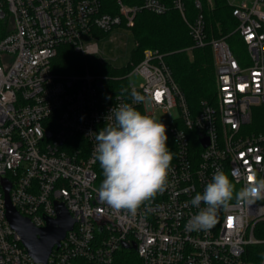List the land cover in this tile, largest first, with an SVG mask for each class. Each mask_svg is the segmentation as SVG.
I'll list each match as a JSON object with an SVG mask.
<instances>
[{"label":"built area","instance_id":"2783aa9c","mask_svg":"<svg viewBox=\"0 0 264 264\" xmlns=\"http://www.w3.org/2000/svg\"><path fill=\"white\" fill-rule=\"evenodd\" d=\"M226 2L235 25L209 39L201 0L193 3L194 16L188 0H117L116 14L105 12L102 0H0V264H37L7 220L4 179L12 205L34 227L57 218L56 203L75 220L46 264H118L122 251H135L142 264H264V200L247 205L233 199L209 231L185 227L199 211L191 200L217 168L237 190L253 171L264 178V127L255 128L252 119V110L264 106V0ZM170 10L188 27L191 49L211 48L215 101L192 114L165 55L144 51L128 74L143 78L135 89L145 99L133 106L171 118L173 160L163 192L134 216L116 213L98 198L103 175L90 132L105 125L114 106L133 103L134 86L108 103L103 76L58 77L51 63L61 45L96 55L97 43L87 41L97 34L133 26L142 11Z\"/></svg>","mask_w":264,"mask_h":264},{"label":"clouds","instance_id":"9594fccd","mask_svg":"<svg viewBox=\"0 0 264 264\" xmlns=\"http://www.w3.org/2000/svg\"><path fill=\"white\" fill-rule=\"evenodd\" d=\"M130 96L133 103L114 106L105 117V125L90 136L96 141L93 154L103 175L97 189L99 200L116 213L124 211L134 216L166 189L173 153L167 146L166 126L133 106L145 97L135 87ZM244 180V186L237 190L229 175L217 168L203 193L191 200L199 211L187 221L186 229L211 230L218 211L229 208L233 199L247 205L264 200V178L253 171ZM202 202L204 207H200Z\"/></svg>","mask_w":264,"mask_h":264},{"label":"trees","instance_id":"16d2710c","mask_svg":"<svg viewBox=\"0 0 264 264\" xmlns=\"http://www.w3.org/2000/svg\"><path fill=\"white\" fill-rule=\"evenodd\" d=\"M102 1L105 12L110 14L118 12L117 0ZM122 1L127 5H135L142 0ZM194 1L188 0L190 16H194L196 13ZM201 1L204 5L209 39L212 36L218 37L222 32L225 33L234 27L235 23L225 0H213L212 8L208 6L207 0ZM130 31L135 41L132 63L134 60L137 62L134 66L142 61L143 53L147 49L157 50L165 55V61L171 68L175 81L185 94L192 114L200 112L204 101L211 103L215 101V71L211 48L191 49L193 46L192 37L177 11L170 10L164 15L142 11L136 15ZM85 62L91 67L90 73L105 78L101 93L108 103L113 102L115 96L124 89H127L126 92L130 90L128 74L133 68L114 69L102 65L94 58L84 57L77 53L68 44L59 47L56 57L52 60L51 68L54 75L69 77V75L82 74ZM137 109L144 114L142 108ZM258 110L261 111L259 115L261 122L260 125L258 123V127L260 126L258 129H262L264 127V106L259 107ZM166 134L168 136L167 146L172 151L173 142L168 128ZM118 264H142V262L135 251H122L119 254Z\"/></svg>","mask_w":264,"mask_h":264},{"label":"water","instance_id":"95a60500","mask_svg":"<svg viewBox=\"0 0 264 264\" xmlns=\"http://www.w3.org/2000/svg\"><path fill=\"white\" fill-rule=\"evenodd\" d=\"M102 87V84H99ZM204 146L208 145V140H203ZM4 189L5 209L7 220L21 238L22 245L37 264H46L54 247H59L60 242L65 238L66 233L73 229L75 220L71 218L63 204H57V218L48 219L44 228H36L27 219L22 217L11 203L9 192L10 184L4 179L2 181ZM124 248H130L124 244ZM136 249V246H133Z\"/></svg>","mask_w":264,"mask_h":264},{"label":"rangeland","instance_id":"374dc122","mask_svg":"<svg viewBox=\"0 0 264 264\" xmlns=\"http://www.w3.org/2000/svg\"><path fill=\"white\" fill-rule=\"evenodd\" d=\"M226 1L227 0H225V2ZM208 2L209 0H207V3ZM211 2L212 4H214L213 0H211ZM130 28L131 27L122 26L108 34H97L98 37L97 40L95 39L94 41L88 40L87 42L89 43L96 42L99 47L98 54L88 57L94 58L98 63L105 66H110L114 69H122L128 67L133 68L137 60H134L132 63L133 51L135 49V41L132 32L130 31ZM233 50L235 51V47H233ZM90 71H91V67L89 66L88 63L85 62L84 72H82V74L69 75V76H81L86 72H90ZM128 78H129V82L133 84L134 87H139L143 83V78L138 74H132ZM260 112L261 111L258 110V108H254L252 110L253 123L255 124V128L257 129L260 127V126L258 127V123L260 125L261 122L259 121ZM172 114L174 117L177 116L176 112H173ZM154 118L157 121L160 120L165 126L169 125L171 122V118L168 115H164L162 113H157L154 116Z\"/></svg>","mask_w":264,"mask_h":264}]
</instances>
